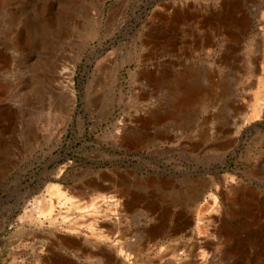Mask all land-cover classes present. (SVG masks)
Wrapping results in <instances>:
<instances>
[{
    "label": "rangeland",
    "instance_id": "obj_1",
    "mask_svg": "<svg viewBox=\"0 0 264 264\" xmlns=\"http://www.w3.org/2000/svg\"><path fill=\"white\" fill-rule=\"evenodd\" d=\"M263 87L264 0H0V264H264Z\"/></svg>",
    "mask_w": 264,
    "mask_h": 264
},
{
    "label": "bare ground",
    "instance_id": "obj_2",
    "mask_svg": "<svg viewBox=\"0 0 264 264\" xmlns=\"http://www.w3.org/2000/svg\"><path fill=\"white\" fill-rule=\"evenodd\" d=\"M196 88V87H195ZM197 90V89H196ZM196 90L194 89H185L184 91V94L181 96V97H176V99H178V103L180 102H183V101H189L192 96L196 93ZM198 91V90H197ZM262 94L260 95V100H264V87L262 88ZM258 100L253 104V114H251V116L255 115L256 113V109H257V106H258ZM187 104V103H186ZM176 105H179V104H176ZM152 116H157V114L154 112L152 114ZM59 190V188H57ZM126 193V192H124ZM98 196V195H97ZM96 194H95V197H90V201L88 204L82 206V205H79L77 204V202H73V201H70V199L68 197H66L64 195L63 192H60L58 191L57 194H56V198L52 199V198H48V199H44V198H41V199H35L31 204V208L27 211V210H24L23 214L20 215L18 218L21 219L23 217H27L29 218L30 220H36L38 222H43V221H47L48 224L50 225H54L55 223L58 222V219H57V216L61 217L60 220L61 221H64V219L67 218V214H64L62 215L60 213V210L58 212H54L56 211V207L57 206H61L63 204H65L66 202H70V205L68 206L67 210L65 211L67 213L68 210H70L71 213H74V212H84L86 211V213H83L82 215L87 217V216H90L93 212L95 211H99V210H102V211H110L112 210L114 207L112 205H115L116 202H114L113 200H115L114 198H111L112 196H108V195H105V197L107 196V198L105 199L102 194L100 195L101 197H97ZM114 196V195H113ZM110 197V198H109ZM69 199V200H68ZM103 201H108L105 205H103L101 207L100 205V202H103ZM100 207V209H98ZM26 209V208H25ZM64 213V212H63ZM80 214V213H79ZM77 215V214H76ZM92 216V215H91ZM88 218V217H87ZM86 218V220H87ZM93 218V217H92ZM96 218V217H95ZM75 219V218H74ZM72 220V219H71ZM77 222H75L74 224H76ZM74 226V225H73ZM53 227V226H52ZM73 227L71 226V229ZM74 229V228H73ZM71 231V230H70ZM91 234H93V231L90 232ZM89 233V234H90ZM90 234V235H91ZM69 235V234H68ZM93 236V235H92ZM69 238V237H68ZM100 238V237H99ZM98 238V239H99ZM105 239V238H104ZM110 239V237H109ZM58 241L62 242V243H67V242H71L69 241V239L66 238V236H62V235H58ZM93 241V240H92ZM102 241V240H101ZM116 241V240H115ZM98 244V243H97ZM126 244V243H125ZM124 244V245H125ZM50 245V244H49ZM93 245V244H92ZM132 245V244H131ZM129 246V245H128ZM119 247V246H118ZM103 249V248H102ZM47 254L49 252V255H50V258L51 260H53L52 264H65V262H62V259L60 257H57V255L52 251V249L50 247H46L45 248ZM114 250V249H113ZM100 251V250H99ZM90 252V251H89ZM125 254L127 255L124 251H123V248H118V251H117V254L116 255H121V254ZM174 253V252H173ZM105 254V253H104ZM103 254V255H104ZM109 256V255H108ZM48 258L49 256L48 255H45L42 257V260L47 263L48 261ZM68 260V259H67ZM110 260V259H109ZM125 260V258H124ZM39 261V260H38ZM115 261V259H114Z\"/></svg>",
    "mask_w": 264,
    "mask_h": 264
},
{
    "label": "water",
    "instance_id": "obj_3",
    "mask_svg": "<svg viewBox=\"0 0 264 264\" xmlns=\"http://www.w3.org/2000/svg\"><path fill=\"white\" fill-rule=\"evenodd\" d=\"M91 62H92V59H87V60H86L84 66H83V70L81 71L80 79L83 78V75H86V74H87V72H88V70H89V65L91 64ZM78 81H80V80H78ZM82 100H83V97L80 96V97H79V102H81ZM214 171H217V170H214ZM162 173H166V172L163 171ZM167 173L170 174V172H167ZM34 178H36V176L33 177L32 179H34ZM32 179H30V180H32ZM6 226H7V222L3 223L2 226H1V228H0V232H4L5 229H6Z\"/></svg>",
    "mask_w": 264,
    "mask_h": 264
}]
</instances>
